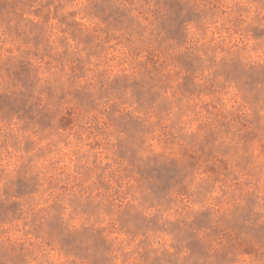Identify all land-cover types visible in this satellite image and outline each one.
Here are the masks:
<instances>
[{"label": "clouds", "instance_id": "1", "mask_svg": "<svg viewBox=\"0 0 264 264\" xmlns=\"http://www.w3.org/2000/svg\"><path fill=\"white\" fill-rule=\"evenodd\" d=\"M0 264H264V0H0Z\"/></svg>", "mask_w": 264, "mask_h": 264}]
</instances>
